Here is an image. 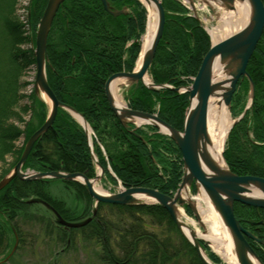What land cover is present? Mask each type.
<instances>
[{
	"label": "trees",
	"instance_id": "trees-1",
	"mask_svg": "<svg viewBox=\"0 0 264 264\" xmlns=\"http://www.w3.org/2000/svg\"><path fill=\"white\" fill-rule=\"evenodd\" d=\"M17 2L0 0V180L19 162L25 144L49 114L48 105L35 92L24 93L28 83L23 81L25 72L36 65V33L48 0L31 1L29 29L16 14ZM108 2L113 12L128 13L115 17L101 0H66L60 7L48 40V83L58 100L82 114L92 128L94 153L105 169L107 183L117 186L120 181L126 189L143 187L174 195L184 175L183 156L176 143L154 126L125 127L105 92L111 76L135 70L146 33L147 9L139 0ZM162 2L165 30L149 75L155 85L172 88L151 90L139 83L125 97L132 110L157 114L182 132L190 95L175 90L192 83L211 41L200 21L179 0ZM247 72L255 85V98L232 129L224 158L234 174L264 178V34ZM250 86L247 78L239 83L231 106L236 118L248 104ZM21 139L24 145L19 147ZM11 157L13 162L6 167ZM27 170L96 177L89 138L69 112L59 109L52 129L35 144L24 166ZM196 191L193 186L192 193ZM36 198L65 221L93 220L79 229L64 228L43 205L28 202ZM94 205L87 188L78 182L14 179L0 192V264L14 261L29 237L35 239L28 245L34 254L40 248L39 238L59 246L56 257L91 249L94 255L88 264H203L161 205ZM235 214L245 229L264 241V209L236 203ZM17 238L19 245L10 257ZM248 241L264 263V245ZM202 246L213 263L223 264L207 244L202 242Z\"/></svg>",
	"mask_w": 264,
	"mask_h": 264
},
{
	"label": "water",
	"instance_id": "water-1",
	"mask_svg": "<svg viewBox=\"0 0 264 264\" xmlns=\"http://www.w3.org/2000/svg\"><path fill=\"white\" fill-rule=\"evenodd\" d=\"M101 1L109 13L114 16L122 14V12L112 13L108 0ZM141 1L147 9V5L150 4H155L156 7L158 25L152 46L144 54L142 52L143 60L139 70H136L134 73H119L112 76L106 83L105 91L113 113L125 127L128 124H136L137 126L151 125L160 129L161 133L170 137L176 143L182 153L185 165L183 181L176 195L172 197L158 190L143 187L129 188L113 195L100 193L95 190L94 185L102 179L105 174V169L99 165L98 159L94 154L93 144L90 138L92 133L91 128L82 114L73 107L65 105L58 100L47 80L46 65L48 62V39L55 17L65 0H48L47 7L36 34V45L34 50L36 59L35 93L39 99L46 101L50 106L47 120L28 140L19 162L2 180H0V192L14 179H20L25 182L69 180L85 186L90 196L95 200L96 206L100 203L120 206L159 204L167 210L178 230L194 247L203 264H214L209 259L202 246V242L209 245V241L200 237L192 226L189 227L190 224H187L188 219L182 215L180 209L187 206L192 211L201 227H205L199 215L198 207V200H201L200 197L202 192H204L213 207V211L217 214L224 226L238 263L256 264L255 261H257L259 264H264L249 244L248 239L261 245H264V241L246 230L235 214L236 203L264 209V178L256 176H238L229 169L226 161V169H221L214 163L206 150L207 145L210 146L212 144L209 135L211 100L216 98L222 102L225 107L230 108L233 96L237 91L238 83L245 78H248L251 82L250 105L255 98V85L247 72V67L264 33V2L262 0H198L207 5L210 4V2L218 4L227 10H235L237 2H248L251 17L249 23L239 33L212 46L205 56L191 87L184 88L182 91L180 89L175 90L176 92L181 91L190 95V106L187 111L184 129L183 132H180L157 115L133 111L127 107L116 106L114 96L111 93V86L113 82L118 79L127 80L130 84L141 81L151 90L170 88L168 85L157 86L151 82H145V77L153 64L159 43L164 35L166 12L162 0ZM188 1L192 7H195V1L197 0ZM217 62L223 66L222 69L226 75V78L220 81L216 80L215 77V64ZM219 105H221V103H219ZM250 105L247 107L246 111L249 109ZM60 108L68 111L79 122L89 138L92 158L100 169V174L94 179H89L81 173H28L23 170L37 141L53 127ZM246 111L233 123L228 136L233 127L244 117ZM77 117H80L82 122ZM163 128L167 132H164ZM194 184L198 191V199L191 196L190 190ZM142 196L152 200L151 203L142 201L139 198ZM28 202L43 205L53 213L58 224L67 229L84 227L93 220V217H91L81 222H68L49 204L41 199L36 198ZM96 214L97 210L95 209L93 216ZM184 228L191 231V238L187 236ZM18 244L17 238L10 257L16 251Z\"/></svg>",
	"mask_w": 264,
	"mask_h": 264
},
{
	"label": "bare ground",
	"instance_id": "bare-ground-1",
	"mask_svg": "<svg viewBox=\"0 0 264 264\" xmlns=\"http://www.w3.org/2000/svg\"><path fill=\"white\" fill-rule=\"evenodd\" d=\"M147 6L149 9V21H148L147 33L143 37V54L151 48L158 25L155 4H150ZM250 17H251V12L248 2H237L235 11L222 15L221 25L219 27L214 28L210 32L212 42L214 43V45L222 42L225 38L243 29L249 23ZM143 54L139 61L137 70H139L141 67ZM222 67L223 66L218 62L215 64V77L216 80L218 81L226 78V75L224 74ZM124 82L126 81L123 79H118L115 82H113L111 86V93L114 96L115 105L118 107H125L123 100L118 96L117 93V90L120 87H122ZM145 82L147 83L151 82L149 76L145 77ZM218 102L221 103V105H219ZM77 118L82 122V119L80 117ZM231 127H232V120L230 118L229 111L227 110V108L222 104V102H220L216 98L212 99L210 105V115H209V135L212 144L210 146L207 145L206 150L209 156L211 157V159L214 161V163L221 169H226L225 160L223 158V147ZM163 131L167 132L164 128ZM97 184L98 182L95 183L94 185L95 190L102 193V191L97 187ZM139 198L142 201L148 203H151L152 201L143 196ZM201 202L204 203L206 206L205 211L199 206V209L202 211L204 217L203 219L206 222L210 223L211 225L210 235L203 236V238L213 243L214 251L218 253L227 264H239L235 254L233 253L231 242L228 241V243H226L224 241V238L219 235L215 223H211L213 222V220L209 218V214L210 211H213L212 209L213 207L204 192H202L201 195ZM187 224L189 225V222H187ZM191 225L192 224H190L189 227ZM192 228L201 237L200 233L194 227ZM184 231L187 234V236L191 238V231L187 228H184ZM255 263L259 264L257 261H255Z\"/></svg>",
	"mask_w": 264,
	"mask_h": 264
},
{
	"label": "rangeland",
	"instance_id": "rangeland-1",
	"mask_svg": "<svg viewBox=\"0 0 264 264\" xmlns=\"http://www.w3.org/2000/svg\"><path fill=\"white\" fill-rule=\"evenodd\" d=\"M184 1L187 2V0H184ZM196 4H197V10L201 11V14L199 16L201 17L202 23L210 31H212L214 28L219 27L221 25L222 15L230 12L229 10L222 8L220 5L212 3V2H210V4L207 5V4L197 0ZM34 76H35L34 70L29 69L25 72V74L23 76V81L30 84L33 82ZM28 84L26 87L27 88L26 94L29 92L30 86H28ZM129 87H130L129 82H124L122 87H120L117 90L118 96L123 100V102L125 103V106L127 105L125 98H124L125 92L129 89ZM227 110L229 111V115H230V118H231L232 123H233L235 121L236 117H234L231 114L229 108H227ZM29 119H30V117L26 116V120H29ZM226 141H227V139H226ZM226 141H225L223 149H225ZM23 145H24V139H21L18 142V146L21 147ZM12 162H13V158L11 157L8 159L6 167H9ZM1 171H2V168L0 169V172ZM97 187L102 192H104L106 194H111V193H115V192L119 191L118 187L110 185L109 183L105 182L104 179L102 182H99L97 184ZM199 206L204 211L206 210V206L204 203L200 202ZM199 215L201 216V219H202L205 227H201V225L199 224V222L195 218H191L188 216L189 217L188 220L187 219H185V220H187V222H189V224L193 225V227L200 233L201 237L210 235L211 225H210V223L206 222L203 219L204 217H203L202 211L200 209H199ZM209 218L213 220V222H211V223H215L219 235L224 238V241L226 243H228V241H229L228 236H227L225 229H224V226L220 222V219L217 216V214L214 211H210ZM29 231H31V233H33L32 229H30V228H29ZM33 240H35L34 237H29L27 240V244L29 245ZM36 241L39 242L40 248H38V250L35 254L32 252V250L27 245L26 248L19 251L18 255L15 256L14 261H12L9 264H88V263H91L93 260L92 255H94V254L91 252V249L86 251V253H84V252L83 253H81V252L77 253L75 251H71V252L65 254L64 256L62 255V256L56 257L55 254L59 251V249H60L59 246H56L55 243H49L48 241H44L42 238H39V240H36ZM209 247L211 248L212 251H214L212 242H209ZM223 262L226 263L224 260H223Z\"/></svg>",
	"mask_w": 264,
	"mask_h": 264
},
{
	"label": "built area",
	"instance_id": "built-area-1",
	"mask_svg": "<svg viewBox=\"0 0 264 264\" xmlns=\"http://www.w3.org/2000/svg\"><path fill=\"white\" fill-rule=\"evenodd\" d=\"M29 2V0H23V5H26ZM25 11L22 10L21 13H24Z\"/></svg>",
	"mask_w": 264,
	"mask_h": 264
},
{
	"label": "flooded vegetation",
	"instance_id": "flooded-vegetation-1",
	"mask_svg": "<svg viewBox=\"0 0 264 264\" xmlns=\"http://www.w3.org/2000/svg\"><path fill=\"white\" fill-rule=\"evenodd\" d=\"M125 12H126L125 14H127V13H128V11H126V10H125ZM126 93H127V92H125V95H126Z\"/></svg>",
	"mask_w": 264,
	"mask_h": 264
}]
</instances>
